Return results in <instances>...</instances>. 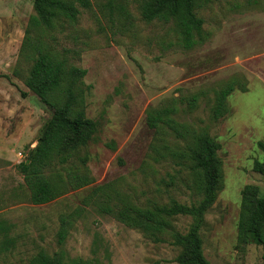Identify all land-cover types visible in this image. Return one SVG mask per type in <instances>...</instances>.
I'll list each match as a JSON object with an SVG mask.
<instances>
[{"label": "rangeland", "instance_id": "1", "mask_svg": "<svg viewBox=\"0 0 264 264\" xmlns=\"http://www.w3.org/2000/svg\"><path fill=\"white\" fill-rule=\"evenodd\" d=\"M107 1L90 0L74 21L58 17L33 27V0H0V264H30L39 253L62 264H177L169 231L133 229L98 208L191 206L201 199L187 156L190 139L148 125L150 112L164 108L176 109L171 117L188 136L206 133L219 145L220 190L199 232L205 259L264 264V244L237 243L241 190L255 185L264 197V173L253 171L264 160L257 145L264 138V0H194L202 39L190 49L182 47L174 20L145 21L136 0H122L128 16H120ZM43 54L63 64L60 101L74 89L76 110L96 131L88 144L63 154L65 164L56 157L50 166L56 182L79 172L91 183L32 205L18 165L53 113L24 86ZM71 67L86 74L73 78ZM231 83L227 113L214 120L216 96ZM68 215L72 225L58 244L60 218ZM168 222L184 234L192 219Z\"/></svg>", "mask_w": 264, "mask_h": 264}, {"label": "trees", "instance_id": "2", "mask_svg": "<svg viewBox=\"0 0 264 264\" xmlns=\"http://www.w3.org/2000/svg\"><path fill=\"white\" fill-rule=\"evenodd\" d=\"M122 0H108L106 7L115 9L120 16H128V12ZM141 17L145 21L169 20L175 22L181 45L185 49L192 48L198 40L202 39L201 18L194 13V0H136ZM91 7L90 0H33L30 26H49L58 17H64L74 21L80 14V10H88ZM73 78L80 79L86 71L71 67L68 71ZM64 76L63 64L47 55H40L32 65L29 75L24 83L40 101L51 107L53 113L47 122L40 138L27 158V162L21 161L18 170L23 176L24 184L29 192V201L32 205L47 204L64 193L66 187L72 189L83 188L91 183L88 174L70 172L67 182L61 178L55 181L50 174V166L55 158L60 165L67 162L63 154L71 149L88 144L95 134V123L84 117L81 111L76 110L79 95L74 89H66L63 101L58 98L60 84ZM231 84L216 96V104L212 109V118L219 120L227 113L226 99L233 92ZM195 100L188 102L193 107ZM176 112L175 108H164L150 112L148 125L150 128L165 126L169 128L177 138L188 137L191 144L187 146V156L193 163L198 182L196 191L201 199L191 206L172 201L170 206H153L149 209L133 207L128 203L99 205L102 214L111 215L127 227L142 230L146 233L162 234L170 233V245L179 248V254L174 261L177 264H209L205 259L200 238V229L204 223V216L217 198L220 190L221 169L217 158L219 145L206 133H192L188 136L185 128L179 125L171 117ZM191 133V132H190ZM189 133V134H190ZM258 147L264 152L263 141L258 142ZM253 171L264 173V160L256 161ZM237 243L239 245H263L264 244V197L259 195V189L255 185H246L241 190V209ZM176 217H190L192 224L189 230L181 234L170 229L168 220ZM72 225L71 216H62L57 232L58 244H63ZM157 242H165L154 237ZM30 264H62L60 257H48L39 253Z\"/></svg>", "mask_w": 264, "mask_h": 264}]
</instances>
